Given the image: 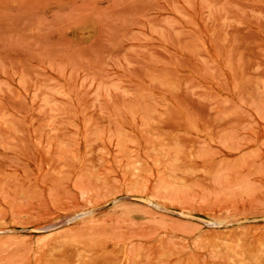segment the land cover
<instances>
[{
  "label": "rangeland",
  "instance_id": "obj_1",
  "mask_svg": "<svg viewBox=\"0 0 264 264\" xmlns=\"http://www.w3.org/2000/svg\"><path fill=\"white\" fill-rule=\"evenodd\" d=\"M0 264H264V0H0Z\"/></svg>",
  "mask_w": 264,
  "mask_h": 264
}]
</instances>
